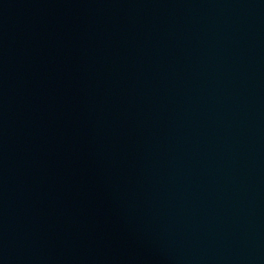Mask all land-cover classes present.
Returning a JSON list of instances; mask_svg holds the SVG:
<instances>
[{
	"label": "water",
	"instance_id": "95a60500",
	"mask_svg": "<svg viewBox=\"0 0 264 264\" xmlns=\"http://www.w3.org/2000/svg\"><path fill=\"white\" fill-rule=\"evenodd\" d=\"M0 264H264V0H0Z\"/></svg>",
	"mask_w": 264,
	"mask_h": 264
}]
</instances>
